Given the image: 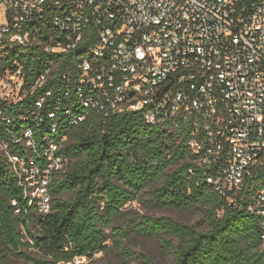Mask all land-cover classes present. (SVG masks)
Segmentation results:
<instances>
[{
	"label": "trees",
	"instance_id": "1",
	"mask_svg": "<svg viewBox=\"0 0 264 264\" xmlns=\"http://www.w3.org/2000/svg\"><path fill=\"white\" fill-rule=\"evenodd\" d=\"M27 30L35 43L24 47L4 40L1 45L0 83L20 70L24 88L20 100L0 93V135L28 170L31 162L40 172L48 167L46 153L52 145L68 168L51 174L52 209L42 215L26 197L23 182L31 173L20 178L0 153V264L10 257L30 264L91 261L106 250L111 237L122 247L120 240L128 232L158 238L162 249L173 255V264H264L262 219L250 210L258 188L253 176L244 179L241 191L223 196L208 182L215 170L199 165L189 148L188 128L149 125L141 112L106 117L96 109L83 111L78 64L93 38L69 54L47 53L58 31L47 23ZM47 71V81L37 86ZM49 91L52 95L46 97ZM80 114L84 121L73 124ZM26 130L32 133V146L24 137ZM260 177L264 182V173ZM146 194L159 209L200 210L203 227L168 217L129 215L124 208ZM130 262L126 257L124 264ZM139 264L153 263L142 258Z\"/></svg>",
	"mask_w": 264,
	"mask_h": 264
},
{
	"label": "built area",
	"instance_id": "2",
	"mask_svg": "<svg viewBox=\"0 0 264 264\" xmlns=\"http://www.w3.org/2000/svg\"><path fill=\"white\" fill-rule=\"evenodd\" d=\"M39 23L59 33L47 53L69 54L93 38L78 64L83 111L141 112L149 125L188 128L189 148L199 165L215 170L208 182L217 192L236 194L246 177L255 178L250 210L264 228V0H0V51L4 40L35 43L27 27ZM23 88L20 70L0 83L4 98L20 100ZM24 137L32 146L30 130ZM56 151L52 145L46 153L45 170L33 162L28 170L0 135V153L20 178L31 173L22 182L42 215L52 209L51 174L68 168Z\"/></svg>",
	"mask_w": 264,
	"mask_h": 264
},
{
	"label": "rangeland",
	"instance_id": "3",
	"mask_svg": "<svg viewBox=\"0 0 264 264\" xmlns=\"http://www.w3.org/2000/svg\"><path fill=\"white\" fill-rule=\"evenodd\" d=\"M8 91L7 94L12 96V90ZM150 198L151 195L148 194L140 196L137 200L130 202L124 209L131 216L140 214L155 217H168L180 223L200 229L203 227L205 217L200 210L159 209L151 202ZM108 232L110 233L111 231ZM116 239L115 237H111L106 250L102 253H96L93 260H77L76 264H124L125 258L129 256L131 257L130 264H139L142 258H148L153 264H173V255L166 253L164 249H162L158 238H147L135 232H128L127 237L120 240V242H122V247H118L114 244ZM32 254L36 255L34 252ZM37 258H39V256H37ZM1 264L30 263L15 257H10Z\"/></svg>",
	"mask_w": 264,
	"mask_h": 264
}]
</instances>
